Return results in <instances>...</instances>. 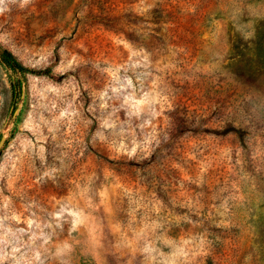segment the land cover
<instances>
[{
	"label": "rangeland",
	"instance_id": "obj_1",
	"mask_svg": "<svg viewBox=\"0 0 264 264\" xmlns=\"http://www.w3.org/2000/svg\"><path fill=\"white\" fill-rule=\"evenodd\" d=\"M1 50L0 264H264V0H0Z\"/></svg>",
	"mask_w": 264,
	"mask_h": 264
},
{
	"label": "trees",
	"instance_id": "obj_2",
	"mask_svg": "<svg viewBox=\"0 0 264 264\" xmlns=\"http://www.w3.org/2000/svg\"><path fill=\"white\" fill-rule=\"evenodd\" d=\"M0 61L9 69L15 72H33L36 74L45 73L48 74L49 70H31L25 67L22 63H20L14 54L8 50H1L0 51ZM20 93V83L18 82L15 85V95Z\"/></svg>",
	"mask_w": 264,
	"mask_h": 264
}]
</instances>
